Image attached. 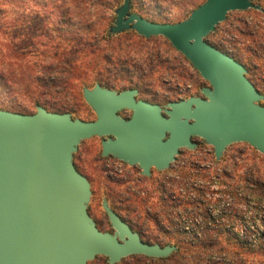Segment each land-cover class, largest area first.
<instances>
[{"label":"water","instance_id":"water-1","mask_svg":"<svg viewBox=\"0 0 264 264\" xmlns=\"http://www.w3.org/2000/svg\"><path fill=\"white\" fill-rule=\"evenodd\" d=\"M254 1L206 0L175 23L132 12L130 0L117 9L111 31L166 37L209 82L202 96L162 106L140 99L137 88L119 92L97 83L83 88L96 113L92 121L43 105L31 114L0 109V264H88L100 255L115 264L134 254L163 258L176 249L143 241L107 201L115 232L99 229L88 210L91 182L74 153L98 136L103 156L138 164L146 176L169 168L181 149H194L195 137L212 145L217 158L240 142L264 153V95L243 63L207 40L231 11L259 8ZM123 110L131 116L120 115Z\"/></svg>","mask_w":264,"mask_h":264},{"label":"rangeland","instance_id":"rangeland-1","mask_svg":"<svg viewBox=\"0 0 264 264\" xmlns=\"http://www.w3.org/2000/svg\"><path fill=\"white\" fill-rule=\"evenodd\" d=\"M65 1L52 0L48 8L42 0H27L29 9L25 12L21 8L24 5L15 1L13 20L26 15L24 27L16 22V43L40 33L39 27L46 28L50 20L60 24V19L65 17ZM93 1L80 0L76 5L68 2L66 5L72 12L70 21L85 32L90 23L95 31L101 26L107 27V32L114 36L109 41L100 34L98 46L103 47L108 41L111 51H116L114 54L121 49L131 52L135 65L129 67L130 70L145 75L139 98L165 106L170 101L203 95L201 89L209 86V82L166 37L141 39L132 29L111 31L116 11L124 0H95V4L90 5ZM131 1L132 12L156 22L175 23L186 19L206 0ZM254 3L259 8L231 11L207 40L246 65L247 76L264 95V0ZM83 17L90 19V23ZM60 25L65 30L71 26L67 22ZM146 52L152 53L150 62L145 61ZM111 70L104 75L115 73L113 68ZM121 81L109 87L105 82L89 80L85 87L93 88L99 83L119 92L130 88L127 81ZM83 88L81 85L79 89L49 97L56 103V110L46 108L52 112H69L74 118L86 121L95 120L96 113L85 100ZM260 104L264 105V99ZM0 109L25 114L37 110L29 96L21 93L15 97L1 86ZM119 113L123 117L131 116L129 110ZM101 140L98 136L86 139L74 153V163L91 182L88 210L90 208V212L101 219L105 213L102 202L107 201L109 206L118 207L146 239L176 247L167 257L138 255L116 264H264V153L240 142L228 146L217 158L214 147L197 137L194 149H181L169 168H153L151 175L146 176L139 165L103 156ZM209 193L213 196L208 197ZM194 218L200 222V234L184 228L187 224L196 227L192 222ZM207 239L210 240L206 243ZM246 243L247 247L242 248ZM88 264L110 263L105 256H97Z\"/></svg>","mask_w":264,"mask_h":264},{"label":"trees","instance_id":"trees-1","mask_svg":"<svg viewBox=\"0 0 264 264\" xmlns=\"http://www.w3.org/2000/svg\"><path fill=\"white\" fill-rule=\"evenodd\" d=\"M15 1L24 5L21 7L24 12L29 9L26 4L27 0H0V86L3 89H8L9 94L17 97L22 93L29 96L36 108L38 105H43L54 109L56 103L52 102L49 97H54L55 94L65 90L79 89L81 85L85 87L89 80L105 82V85L109 87H114L121 83V80H125L128 82L127 87L142 91L145 75L142 72L137 73L130 70L129 67L135 65V59L131 52L121 49L114 54L116 51L114 49L111 51L112 48L109 47L108 41L103 47L98 46L101 44L100 39L97 38L100 37V34L107 36L109 41L114 36L107 32V27L103 29L101 26L95 31L92 27L93 23L89 22L90 19L83 17V20L90 23L87 32H85L84 30L79 31L70 21L71 7L66 4L69 2L76 5L80 0L65 1L66 8L63 9L65 17L60 19V24L69 23L71 26L67 30L59 23L50 20L46 28L39 27L40 33L35 35V31H32L33 37L31 39L25 37L27 39L23 38L20 43H16L17 37L14 29L18 25L24 27L26 15H21L22 18L20 17L19 20H13L14 6L12 5L15 4ZM42 1L48 8L51 6L52 0ZM83 1L90 3L93 0ZM95 2L94 0L90 5H94ZM54 4L58 8L61 7L56 2ZM86 15L90 16V13ZM148 20L150 19L148 18ZM16 22L20 23L17 25ZM130 32L136 33L126 31L127 34ZM137 36L145 39L144 36ZM41 37L44 38V41L41 40ZM107 49H109V53H107ZM144 58L145 61L150 62L152 53L146 52ZM112 68L115 73L105 76L104 72H112ZM246 68L248 73L249 69L247 66ZM18 106V108H23L22 105ZM209 240L207 239L206 243ZM247 245L246 243L241 247L244 248Z\"/></svg>","mask_w":264,"mask_h":264},{"label":"flooded vegetation","instance_id":"flooded-vegetation-1","mask_svg":"<svg viewBox=\"0 0 264 264\" xmlns=\"http://www.w3.org/2000/svg\"><path fill=\"white\" fill-rule=\"evenodd\" d=\"M195 138H197V137H195ZM102 207H103V202H102ZM111 207V206H110ZM127 224H129L130 225V227L134 230V231H136V232H138L139 233V235L141 236V238H142V240L143 241H145V242H147V243H151V244H156V242H152L151 240H148V239H146L144 236H142V233L139 231V230H137L135 227H134V225L132 224V222H130L119 210H118V207L117 208H115V207H111ZM103 209H104V207H103ZM89 212H90V208H89ZM104 212L105 213H103V217H101V219H99L98 217H96V214L94 215V214H92L91 212H90V214H91V216L93 217V219L95 220V222H96V224H97V226H98V228L99 229H101L102 231H107V232H111V233H114L115 232V228L113 227V225H112V222H111V220H110V218H109V215H108V213L106 212V210L104 209ZM138 255H140V254H134V255H130V256H127V257H125V258H123L121 261H119L118 263H120V262H122V261H124L126 258H131V257H134V256H138ZM101 256V255H100ZM142 256V255H141ZM143 256H146V255H143ZM106 257V256H105ZM147 257H149V256H147ZM154 258H157V257H154ZM106 259H107V261H109L108 260V257H106ZM111 264V263H110ZM116 264V263H115Z\"/></svg>","mask_w":264,"mask_h":264},{"label":"built area","instance_id":"built-area-1","mask_svg":"<svg viewBox=\"0 0 264 264\" xmlns=\"http://www.w3.org/2000/svg\"><path fill=\"white\" fill-rule=\"evenodd\" d=\"M117 159V158H116ZM118 161H120L121 163H124V161H122V160H119L118 159ZM126 163V162H125ZM194 196V195H193ZM207 196L208 197H211V196H213V195H211L210 193L209 194H207ZM193 224L196 226V227H192L191 225H189V224H187V225H185L184 226V228H185V230L187 231V232H190V233H197V234H200L201 232H200V230L198 229V227L200 226V222L196 219V218H194L193 219ZM211 224V223H210ZM209 223H208V225H210Z\"/></svg>","mask_w":264,"mask_h":264},{"label":"bare ground","instance_id":"bare-ground-1","mask_svg":"<svg viewBox=\"0 0 264 264\" xmlns=\"http://www.w3.org/2000/svg\"><path fill=\"white\" fill-rule=\"evenodd\" d=\"M136 165H138V164H136ZM140 255H142V254H140ZM144 255V254H143Z\"/></svg>","mask_w":264,"mask_h":264}]
</instances>
